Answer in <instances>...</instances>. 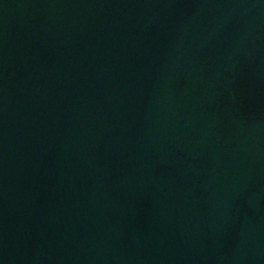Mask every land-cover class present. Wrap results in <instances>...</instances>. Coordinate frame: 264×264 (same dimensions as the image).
<instances>
[{
  "label": "water",
  "instance_id": "1",
  "mask_svg": "<svg viewBox=\"0 0 264 264\" xmlns=\"http://www.w3.org/2000/svg\"><path fill=\"white\" fill-rule=\"evenodd\" d=\"M0 264H264V0H0Z\"/></svg>",
  "mask_w": 264,
  "mask_h": 264
}]
</instances>
